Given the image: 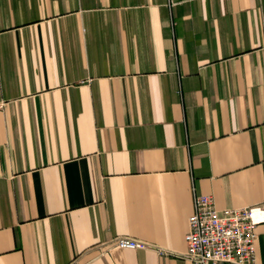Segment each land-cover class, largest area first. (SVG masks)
Listing matches in <instances>:
<instances>
[{"label": "crops", "instance_id": "crops-1", "mask_svg": "<svg viewBox=\"0 0 264 264\" xmlns=\"http://www.w3.org/2000/svg\"><path fill=\"white\" fill-rule=\"evenodd\" d=\"M192 190L264 204V0H0V264H195Z\"/></svg>", "mask_w": 264, "mask_h": 264}, {"label": "built area", "instance_id": "built-area-1", "mask_svg": "<svg viewBox=\"0 0 264 264\" xmlns=\"http://www.w3.org/2000/svg\"><path fill=\"white\" fill-rule=\"evenodd\" d=\"M260 222H264L263 203L218 208L211 194L192 190V211L184 233L186 247L180 256L195 264H255V226ZM105 243L152 248L158 253L169 251L127 234L114 235ZM106 250L108 247L102 249Z\"/></svg>", "mask_w": 264, "mask_h": 264}]
</instances>
